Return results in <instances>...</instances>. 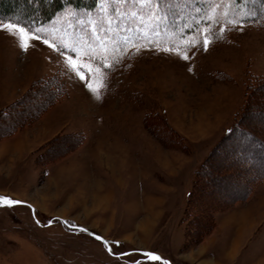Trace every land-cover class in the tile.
I'll return each instance as SVG.
<instances>
[{
    "label": "rangeland",
    "instance_id": "374dc122",
    "mask_svg": "<svg viewBox=\"0 0 264 264\" xmlns=\"http://www.w3.org/2000/svg\"><path fill=\"white\" fill-rule=\"evenodd\" d=\"M215 3L177 0L167 20L126 17L120 35L113 25L106 50L92 49L113 69L77 57L100 99L47 46L24 53L0 30V195L36 209L0 206V264H119L52 218L162 258L149 264H264V2ZM192 8L204 23H192ZM69 10L33 28L83 53L93 38L71 27ZM225 13L243 31L221 35ZM206 27L215 38L204 51ZM139 34L152 49L125 55ZM122 36L129 44L116 46Z\"/></svg>",
    "mask_w": 264,
    "mask_h": 264
},
{
    "label": "snow or ice",
    "instance_id": "6c2138e0",
    "mask_svg": "<svg viewBox=\"0 0 264 264\" xmlns=\"http://www.w3.org/2000/svg\"><path fill=\"white\" fill-rule=\"evenodd\" d=\"M94 8L93 9H77L69 10V18H77L75 23L71 25L72 28H77V25H83L87 28V31L91 34L93 38L88 44V50L81 53L80 48L83 46L80 42H76L73 46L63 42L61 37L60 42H57V37L55 31L53 30V38L50 41L46 38V30L43 28H33L31 26H22L19 23L4 22L0 23V30L7 31L11 36L17 38L18 48L20 51L27 53L28 50L33 47L36 43H40L44 46H47L49 49V58L53 55L57 58V62L60 63L66 74L69 78H73V75L79 79V81H84V86L90 91L91 94L95 95L96 99H100L98 88H94L91 83H88L84 80V76L79 74L76 70L80 67L77 57L80 60L88 59L93 63L99 64L100 67L96 68L95 71H100L101 68L111 70L115 67L116 61L108 63L106 60L101 59L97 60L96 56L93 54L92 49L94 47H99L101 49L107 48L109 39L112 38V26L117 25L118 31L115 35H120L125 33L126 30L123 27H120V22L126 17H136L139 18L143 13H149L150 17L156 21L167 20L169 14L177 7V0H93ZM264 2V0H262ZM191 7V5H188ZM213 11H217L219 4L215 3L209 5ZM192 12L195 15H190L189 19L193 24H202L205 22L207 15L201 17L197 20L196 17L200 16V8H192ZM255 16V13H252ZM228 13L224 14V22L220 23L219 18H217V24L219 26L220 34L228 31L229 25L233 29H238L243 31L246 22L243 18L233 16L232 19H227ZM189 26L187 23L185 27ZM158 34V33H157ZM199 34L202 36V46L204 51H207L212 39H214V29L212 27H206L199 30ZM211 37V38H210ZM140 42V43H137ZM152 40H146L142 34L136 35L133 41L129 44V38L127 36H122L121 39L116 41V46H121L123 44H129L128 47L124 48L125 55L128 54L131 50L141 51L144 48L151 50L153 47ZM162 51L172 53L175 52L176 55H182L179 52V49H174L172 47L166 46ZM191 55H195L193 52ZM182 58L184 60H189L188 54H183ZM23 104V101H19ZM11 114L9 113V116ZM3 118V117H0ZM16 205H24L25 207L33 211V215L36 214V209L27 201L17 200L10 198L6 195H0V206L12 207ZM55 222H60L65 225L66 228L71 229L76 233H85L93 238L96 242L102 245L103 249L111 256L114 260L119 262V264H149V262L161 261V257L151 250L144 249H130V250H120L122 241L118 239L109 240L105 236L89 229L84 225H79L69 220H60L59 218H52L47 221L48 225H51ZM36 223L39 224L40 221L36 220ZM163 264H168V261H163Z\"/></svg>",
    "mask_w": 264,
    "mask_h": 264
},
{
    "label": "trees",
    "instance_id": "16d2710c",
    "mask_svg": "<svg viewBox=\"0 0 264 264\" xmlns=\"http://www.w3.org/2000/svg\"><path fill=\"white\" fill-rule=\"evenodd\" d=\"M66 7L93 9V0H0V19L22 26L42 24Z\"/></svg>",
    "mask_w": 264,
    "mask_h": 264
}]
</instances>
